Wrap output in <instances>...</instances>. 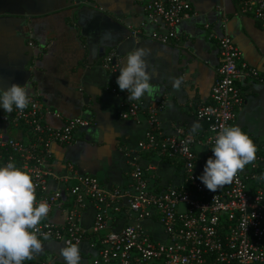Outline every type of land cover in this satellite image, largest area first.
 I'll return each mask as SVG.
<instances>
[{"label": "built area", "instance_id": "obj_1", "mask_svg": "<svg viewBox=\"0 0 264 264\" xmlns=\"http://www.w3.org/2000/svg\"><path fill=\"white\" fill-rule=\"evenodd\" d=\"M239 2L243 13L264 25V0ZM144 7L152 23L165 26L164 31L155 30L150 35L161 44L178 45L176 26L195 14L187 0H148ZM139 33L132 31L135 37ZM209 37L217 42L220 63L209 98L195 105L194 116L203 123L196 132L178 124L173 132L165 133L159 113L167 94L147 106L140 100L128 101V92L121 91L116 82L121 57L115 51L105 55L103 66L113 77L110 91L120 100L118 116L136 119L145 115L146 130L137 149L146 162L143 164L139 156L132 158L124 186L105 187L95 176L80 173L68 162L65 175L53 173V145H70L77 130L91 125L92 120L63 118L36 93H29L32 103L23 113L15 106L12 113L1 109L0 167L11 162L32 176L37 203L44 201L50 206L41 231L50 232L48 241L63 247L77 244L81 264H264V148L255 144V161L216 192L209 191L199 179L207 160L215 158L212 148L221 125L232 126L236 109L243 103L238 82L257 79L264 83V78L242 60L227 33L211 31ZM49 116L61 124L52 125L47 121ZM12 129L17 136L9 135ZM149 158L168 163L178 181L154 187L158 163ZM51 179L58 183L52 190L48 188ZM89 210L92 217L86 224L84 217ZM56 213L60 220L53 219ZM23 264L65 261L41 253Z\"/></svg>", "mask_w": 264, "mask_h": 264}, {"label": "crops", "instance_id": "obj_2", "mask_svg": "<svg viewBox=\"0 0 264 264\" xmlns=\"http://www.w3.org/2000/svg\"><path fill=\"white\" fill-rule=\"evenodd\" d=\"M147 1L0 0V95L13 83L27 85L29 93H36L63 118L92 120L91 125L77 130L70 145H53L51 167L56 176L66 174L68 162L80 173L95 176L105 187L124 186L132 158L139 156L146 162L137 149L146 130L145 115L136 119L118 116L120 100L110 91L113 77L103 66L110 51L120 55L121 68L130 52L140 47L149 50L146 60L153 73L151 83L159 92L140 101L147 106L167 94L159 113L165 133L173 132L178 124L191 130L194 123L203 126L195 118L194 108L209 98L220 63L217 42L209 37L211 31L227 33L242 60L264 78V25L243 13L239 0H187L195 14L176 26L178 45L150 38L153 31H164L165 26L149 20L144 7ZM134 30L140 32L138 37L133 36ZM106 33L112 38L102 39ZM180 76L185 80L176 91L172 78ZM238 86L243 103L236 109L232 126H239L264 148V83L243 79ZM47 121L54 126L61 123L52 116ZM149 160L158 163L154 187L178 181L168 163ZM56 187L57 181L49 180L48 188ZM91 217L89 210L84 223L89 224ZM53 219L60 220L59 213L53 214ZM42 243V253L64 260L61 244Z\"/></svg>", "mask_w": 264, "mask_h": 264}, {"label": "clouds", "instance_id": "obj_3", "mask_svg": "<svg viewBox=\"0 0 264 264\" xmlns=\"http://www.w3.org/2000/svg\"><path fill=\"white\" fill-rule=\"evenodd\" d=\"M111 38V34L106 33L102 39ZM149 54L148 49H135L119 70L116 82L121 91L128 92V101H139L145 95L151 98L159 92L151 83L153 73L146 60ZM184 80V76L172 78L173 88L179 91ZM2 92L0 107L6 113H12L14 106L23 113L32 103L27 85L13 83ZM197 129L194 123L192 132ZM212 151L215 158L207 160L199 179L209 191L216 192L231 184L239 172L255 161L257 146L239 126L221 125ZM35 188L32 176L14 163L0 167V264H23L32 260L44 251L40 237L43 241L51 238L50 232L45 233L40 228L50 206L44 201L37 203ZM60 255L65 264H81L80 249L75 243L61 248Z\"/></svg>", "mask_w": 264, "mask_h": 264}, {"label": "rangeland", "instance_id": "obj_4", "mask_svg": "<svg viewBox=\"0 0 264 264\" xmlns=\"http://www.w3.org/2000/svg\"><path fill=\"white\" fill-rule=\"evenodd\" d=\"M10 135H11V136H16V133H15V131H14L13 129L11 130Z\"/></svg>", "mask_w": 264, "mask_h": 264}, {"label": "water", "instance_id": "obj_5", "mask_svg": "<svg viewBox=\"0 0 264 264\" xmlns=\"http://www.w3.org/2000/svg\"><path fill=\"white\" fill-rule=\"evenodd\" d=\"M34 57H35V56H34ZM33 63H35V62H34V59H33ZM60 124H61V123H60Z\"/></svg>", "mask_w": 264, "mask_h": 264}]
</instances>
